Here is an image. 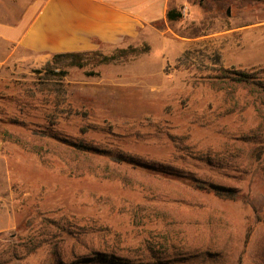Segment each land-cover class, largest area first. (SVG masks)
Returning a JSON list of instances; mask_svg holds the SVG:
<instances>
[{"label": "rangeland", "instance_id": "rangeland-1", "mask_svg": "<svg viewBox=\"0 0 264 264\" xmlns=\"http://www.w3.org/2000/svg\"><path fill=\"white\" fill-rule=\"evenodd\" d=\"M170 9L81 67L0 65V264H264V0Z\"/></svg>", "mask_w": 264, "mask_h": 264}, {"label": "crops", "instance_id": "crops-1", "mask_svg": "<svg viewBox=\"0 0 264 264\" xmlns=\"http://www.w3.org/2000/svg\"><path fill=\"white\" fill-rule=\"evenodd\" d=\"M173 0H0V65L20 53L120 45L163 20Z\"/></svg>", "mask_w": 264, "mask_h": 264}, {"label": "trees", "instance_id": "trees-1", "mask_svg": "<svg viewBox=\"0 0 264 264\" xmlns=\"http://www.w3.org/2000/svg\"><path fill=\"white\" fill-rule=\"evenodd\" d=\"M182 14L180 12H178L175 9H169L167 11L166 17L168 20H176L181 18ZM128 51L131 52H137L138 49L134 48V47H129L127 49L125 48H120L118 49L117 53L115 55H110V56H101V58H97L95 59L96 63L99 62H110V61H116L119 60L121 58H125L128 55ZM98 56L99 53L97 51L94 50H89V51H73V52H62V53H43V54H38V57L40 60H42L45 64V66H49L52 65L54 63H58L61 62L62 60L67 61L69 64L71 65H77L79 67L84 66L85 64L89 63L90 60V56ZM17 63H20V60L16 61ZM23 62L25 64H27L28 62L31 63V60L29 58H25L23 60ZM27 69L31 70L33 73L39 72L41 71L42 67L40 65V67L38 68H34L32 66L27 67ZM236 81L238 82H248L249 80H247V76L243 73H239L238 76H236L235 78ZM134 167V166H131ZM226 195H228V197H236L233 196L234 194L231 193L230 191H226Z\"/></svg>", "mask_w": 264, "mask_h": 264}]
</instances>
